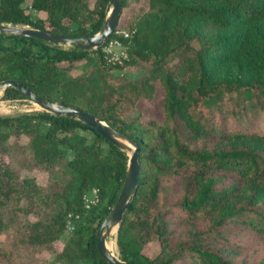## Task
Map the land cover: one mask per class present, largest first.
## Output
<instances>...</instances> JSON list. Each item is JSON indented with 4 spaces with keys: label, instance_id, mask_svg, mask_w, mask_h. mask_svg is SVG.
<instances>
[{
    "label": "trees",
    "instance_id": "1",
    "mask_svg": "<svg viewBox=\"0 0 264 264\" xmlns=\"http://www.w3.org/2000/svg\"><path fill=\"white\" fill-rule=\"evenodd\" d=\"M140 1L122 25L132 34L122 41L120 65L105 66L101 48L0 35V82L85 111L138 145L137 188L116 233L120 261L233 264L226 248L211 247L216 241L234 248L250 236L264 240V135L251 124L264 118V0H121L119 12ZM107 3L0 0V25L84 39L100 28ZM124 68L138 79L112 74ZM154 85L161 121H127L138 100H152ZM3 93L25 99L14 88ZM126 163L73 118L0 117V264H106L95 232L116 201ZM32 170L47 175L43 187L20 176ZM92 190L96 201L84 209ZM183 224L189 237L175 244ZM147 234L160 249L151 259L142 252Z\"/></svg>",
    "mask_w": 264,
    "mask_h": 264
},
{
    "label": "water",
    "instance_id": "2",
    "mask_svg": "<svg viewBox=\"0 0 264 264\" xmlns=\"http://www.w3.org/2000/svg\"><path fill=\"white\" fill-rule=\"evenodd\" d=\"M120 1L121 0H108L105 8V16L100 28L95 34L88 38L73 39L15 24H1L0 35L37 39L46 44L58 47L75 45L78 49L83 51L97 50L109 39L116 27ZM6 88H14L26 100L35 104L41 112H45L54 117L65 119L73 118L96 132L100 137L125 154L127 163L124 180L115 203L95 232V249L98 256L106 264H128L120 261L117 256L110 253L105 246V242L111 232L119 228L123 215L129 209L131 199L135 194L138 173V145L123 134L107 126L104 122L97 120L91 114L78 108L67 107L59 103L40 99L17 81H1L0 91H4Z\"/></svg>",
    "mask_w": 264,
    "mask_h": 264
},
{
    "label": "rangeland",
    "instance_id": "3",
    "mask_svg": "<svg viewBox=\"0 0 264 264\" xmlns=\"http://www.w3.org/2000/svg\"><path fill=\"white\" fill-rule=\"evenodd\" d=\"M139 4H136L134 2H131L130 5L125 7L121 12H119L118 21L116 24V27L118 26V29L123 30L128 33V38L131 36L132 32L122 28L123 23L126 19V16L129 15L133 10L139 7V5L144 4L143 1L138 2ZM127 38V39H128ZM103 45L100 47L102 48ZM64 49L70 48L69 45H66L62 47ZM103 49H101V54ZM125 46L123 42L121 41V45L111 49L114 54H117V58L119 60V63H109L107 59L104 58V53L102 56V61L104 62L105 66H112V65H120L125 60ZM124 55V57H122ZM113 75L116 76H123L129 80H137L139 77V73L135 72L132 68H124L122 70H114L112 71ZM4 93L3 91H0V117H16L20 114L24 113H34V112H41L38 107L33 104L32 102L26 100V99H17V100H8L4 99ZM162 94L158 87V85H154V92L153 97L150 102H146L143 100H138L136 104L134 105V108L132 111H130L126 116L125 119L127 121H135L138 120L142 123H146L148 121H155L160 122L161 121V107H160V100H161ZM251 124L256 125V131L260 134L264 135V118L262 116H259V118L256 121H253ZM253 127H248V129H252ZM13 142V138L9 139V143L11 144ZM18 144L24 145L26 143V139L24 137H20L17 140ZM22 178L30 179L33 183H35L37 186L43 187L46 184L47 181V175L45 173L38 172L36 170H32L30 172L22 171L21 175ZM97 197L96 192L89 191L85 194L84 198L86 201H93ZM20 206H24V201L21 200L19 203ZM181 220V218H178ZM6 220V224H7ZM177 226V225H176ZM179 231L173 235L172 239L175 244L180 243L182 241H187V237L189 235H185L184 232L188 230L187 224L179 225L177 226ZM197 229V226H196ZM198 230V229H197ZM71 231V228L68 226L66 229V232L64 236L61 238V241H64L68 235V233ZM242 231H238L237 233H241ZM116 233L117 230H113L111 234L106 238L105 243L113 242L114 247L110 251L113 255L118 257V251L116 247ZM3 231L0 233V237L2 238ZM147 236L150 237V239L144 244L142 252L144 255H146L148 258H154L159 253V246L158 243L155 241V238L152 234H147ZM250 243L247 244L244 247L241 246H234V248L228 246L227 243L224 242V244H221L220 241H216L214 245L211 247L213 249H219L223 250V248H226L223 251L224 257L230 259L233 264H259L260 261H264V240L255 242V240L252 239V237H249ZM190 244V243H188ZM211 245V243L209 244ZM60 244L55 243V248L59 249ZM210 248V247H209ZM210 248V249H212ZM230 249H234L230 251ZM42 258H47V255L43 253L41 255Z\"/></svg>",
    "mask_w": 264,
    "mask_h": 264
},
{
    "label": "built area",
    "instance_id": "4",
    "mask_svg": "<svg viewBox=\"0 0 264 264\" xmlns=\"http://www.w3.org/2000/svg\"><path fill=\"white\" fill-rule=\"evenodd\" d=\"M128 38V33L118 29L115 27L113 33L109 37V39L103 44V47L101 49L102 52L104 53V58L107 59L109 63H119V60L117 58V54H114L111 49L121 45V41L125 40ZM102 53V54H103ZM101 54V55H102ZM124 57V55L122 56ZM93 192H96L95 190H92ZM96 199L93 201H86L85 198H83V204H84V209H88L91 205L95 203Z\"/></svg>",
    "mask_w": 264,
    "mask_h": 264
},
{
    "label": "bare ground",
    "instance_id": "5",
    "mask_svg": "<svg viewBox=\"0 0 264 264\" xmlns=\"http://www.w3.org/2000/svg\"><path fill=\"white\" fill-rule=\"evenodd\" d=\"M105 246H106L107 250L110 252L112 250V248L114 247V244H113V242L105 243Z\"/></svg>",
    "mask_w": 264,
    "mask_h": 264
}]
</instances>
